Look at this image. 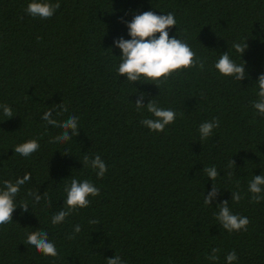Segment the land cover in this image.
<instances>
[{
    "label": "trees",
    "instance_id": "trees-1",
    "mask_svg": "<svg viewBox=\"0 0 264 264\" xmlns=\"http://www.w3.org/2000/svg\"><path fill=\"white\" fill-rule=\"evenodd\" d=\"M30 2L0 0V105L14 114L0 109V189L31 174L15 197L12 222L0 226V264H107L115 255L124 264H226L233 250L232 264H264V200L251 202L248 191L254 175L264 173V116L252 106L264 73V0H50L60 8L48 19L29 15ZM145 11L173 13L170 37L185 40L204 69L178 70L160 87L119 76L122 50L114 41L131 39L121 18ZM235 43L248 45L243 55ZM228 51L245 63L242 81L214 67ZM139 94L145 105L154 99L173 109L175 122L163 132L142 125L153 117L146 107L137 111ZM49 109L61 123L77 116L79 134L50 142L63 130L41 118ZM213 118L219 127L201 141L199 125ZM30 139L40 145L36 152H14ZM85 155L106 163L102 178L84 167ZM205 166L217 168L215 182ZM72 178L90 180L100 194L53 225ZM213 183L220 191L205 204ZM29 191H47V198L37 203ZM232 191L240 192L238 203ZM224 200L233 214L249 218L247 231L219 225L215 214ZM37 229L48 233L56 257L23 242ZM213 248L215 261L207 258Z\"/></svg>",
    "mask_w": 264,
    "mask_h": 264
},
{
    "label": "clouds",
    "instance_id": "clouds-1",
    "mask_svg": "<svg viewBox=\"0 0 264 264\" xmlns=\"http://www.w3.org/2000/svg\"><path fill=\"white\" fill-rule=\"evenodd\" d=\"M60 3H51L50 0H31L25 11L32 17H40L41 19L51 18ZM128 28V34L131 39L124 37L117 38L114 41V47L122 50L121 60L117 69L119 76H126L129 82H152L160 87V83L165 82L169 77L178 70L190 69L199 66L200 70L204 69V62L192 50L190 45L180 38L169 35V29L177 25V21L173 13L158 15L154 11H145L141 14L134 15L131 21H124ZM159 34V35H157ZM237 53L243 55L248 45L235 43L232 46ZM214 67L221 75L234 77L238 81H242L246 76L245 63L237 64L230 58L229 51L220 55L215 62ZM258 99L253 101L252 106L261 116H264V73L259 75L258 81ZM142 93V92H141ZM145 94H139V98L135 101L136 109L147 108L153 118H145L141 120V124L154 132H163L167 125L175 122L176 112L173 109L161 108L156 101L152 99L147 105L144 104ZM63 112H67V107L62 103L59 104ZM3 114L8 118L14 116L12 108L6 104L0 105ZM59 114V113H57ZM47 124L53 127H59L63 131L59 135L53 137L50 142L64 143L79 134L78 117L72 115L64 122H58L53 117L52 109L45 111L41 117ZM220 124L219 118H213L211 121H205L199 125V133L201 141L212 135L213 129L218 128ZM71 133V134H70ZM40 145L37 140L30 139L24 143L14 147V152L24 157H28L39 149ZM68 154V153H63ZM84 167L91 166L96 170L99 178H102L107 172V165L99 155L94 159H90L85 155L82 159ZM236 164L235 160L231 161L228 167ZM203 172L215 182L219 172L216 167L205 166ZM230 176L231 173H228ZM31 180V174L25 173L22 177L17 178L15 182L11 180L4 181L3 189H0V226L9 224L13 220V212L17 205L14 200L20 192V187ZM66 192L65 208L52 216L51 223L53 225L61 224L66 217L71 215L78 208H86L90 204L89 196L95 197L100 194V189L96 187L90 180L84 179L80 181L72 178L70 184L65 185ZM220 189H217L215 183L211 191L205 195L204 203L212 204L213 199L218 196ZM248 191L252 193L251 202L259 203L264 200V173L254 175L249 182ZM233 192V191H232ZM35 202L39 203L41 198H47V191L41 196L38 193L29 191ZM239 191L233 192L232 201L238 203L241 200ZM24 212L29 210V205L23 203L20 205ZM219 212L216 213V219L219 225L226 229L229 233L232 231H247L250 220L246 216L233 214L229 208V201L224 200L218 205ZM92 224L98 223L96 220L89 221ZM81 231L80 225L74 226V232ZM71 239L72 236H69ZM28 246H33L38 252L44 256L56 257L58 255L57 248L53 242H50L48 233L37 229L29 233L26 240L23 241ZM219 249L213 248L212 254L207 258L209 260H217L219 257L216 253ZM237 254L233 250L226 256V264H232L237 260ZM107 264H124L121 257L115 255L114 258H107Z\"/></svg>",
    "mask_w": 264,
    "mask_h": 264
}]
</instances>
